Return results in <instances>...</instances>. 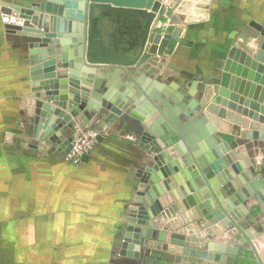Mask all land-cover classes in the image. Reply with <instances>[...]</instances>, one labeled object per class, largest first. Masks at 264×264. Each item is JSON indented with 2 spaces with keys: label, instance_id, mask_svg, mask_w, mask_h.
Wrapping results in <instances>:
<instances>
[{
  "label": "water",
  "instance_id": "obj_1",
  "mask_svg": "<svg viewBox=\"0 0 264 264\" xmlns=\"http://www.w3.org/2000/svg\"><path fill=\"white\" fill-rule=\"evenodd\" d=\"M165 1L40 0L24 6L0 2L7 32L31 40L30 49L49 54L30 69L27 109L34 117L32 136L40 140L33 147H53L66 154L80 132L93 130L101 142L105 127L123 115L143 112L145 127L140 145L154 156L151 165L137 174L136 203L130 207L133 218L128 219L120 254L140 257L141 248L151 247L219 261L233 249L231 243H245L251 249L249 256L257 264H264V235L253 240L241 227L244 215L240 217L235 197L224 192L223 186L217 193L212 192L216 202L208 200L204 186L197 182L209 185L210 191L216 184L231 185L232 176H239L244 185L248 181L245 189L250 195L258 193V188L251 186V173L247 175L235 155L239 150L246 153L245 147L236 149L234 142L222 144L216 136L226 133L227 118L240 127L253 121L264 128V20L250 22L252 36L242 46L230 49L215 79L199 86L195 78L190 87L178 93L156 79L157 70L151 69L148 61L166 53L170 40L179 38L183 24L205 22L212 0H171L169 8L163 4ZM101 10H108L102 12L106 16L125 13L156 17L138 58L122 62L110 48L105 64L95 63L94 54L105 50L97 40L96 14ZM166 11L172 13L174 31L163 35L156 28ZM183 117L188 120L186 124ZM218 118L221 127L216 125ZM245 133L243 130V136ZM89 159L86 155L83 162ZM171 176L176 186L182 188L191 182L199 190L180 200L183 208L171 199L167 179ZM198 203L203 204L196 207ZM252 205L249 210L245 207V213L251 216ZM194 208L202 213L201 220ZM221 214L222 223L211 228L213 217L220 218ZM183 218L186 224L177 226L176 220ZM230 222L241 241H230L225 234L222 226ZM250 236L259 235L251 228Z\"/></svg>",
  "mask_w": 264,
  "mask_h": 264
},
{
  "label": "crops",
  "instance_id": "obj_2",
  "mask_svg": "<svg viewBox=\"0 0 264 264\" xmlns=\"http://www.w3.org/2000/svg\"><path fill=\"white\" fill-rule=\"evenodd\" d=\"M1 1L24 6L40 0ZM170 3L163 4L169 8ZM107 11L96 14L97 40L105 50L94 54L95 63L105 64L110 48L118 60L131 62L144 52L156 17L102 15ZM171 15L164 12L157 25L163 35L173 33ZM253 20H264V0H212L206 21L183 24L179 38L171 39L166 53L152 57L148 65L157 70L159 82L178 93L195 78L204 85L215 79L230 49L252 36ZM30 43L7 32L0 5V264H114L130 207L136 203L137 174L154 156L140 145L145 115L135 111L105 127L89 161L77 167L67 164L65 154L53 147L34 148L40 140L32 136L34 117L27 109L30 69L49 54L30 49ZM221 122L218 118L216 125L221 127ZM246 124L240 127L227 118L226 133L216 138L222 144L233 140V147L245 146L255 153L263 163L264 181V128L253 121ZM255 173L250 183L258 188L252 198L256 204L249 205L264 222V186ZM193 189L189 182L176 193L185 197ZM76 257L81 259L75 262Z\"/></svg>",
  "mask_w": 264,
  "mask_h": 264
},
{
  "label": "flooded vegetation",
  "instance_id": "obj_3",
  "mask_svg": "<svg viewBox=\"0 0 264 264\" xmlns=\"http://www.w3.org/2000/svg\"><path fill=\"white\" fill-rule=\"evenodd\" d=\"M154 70V68H153ZM158 73V72H157ZM157 74L155 73V76ZM191 86V85H190ZM170 100V99H169ZM170 104H172L173 106L175 105L171 100L169 101ZM184 123L186 124L188 122V120H186L185 117H183ZM227 140V139H226ZM219 142L221 143V141L219 140ZM228 143H232L234 142L233 140L228 139L227 140ZM245 147V146H244ZM240 148V146L236 147V149ZM246 153H243V151L239 150L237 155V161L241 164L242 169L245 170L246 172H250L253 173L256 172L255 174L257 176H261L263 177V172H262V167H263V163H258V161L256 160L257 155L255 153H250L249 150L245 147L244 150ZM246 154V155H245ZM190 154H188L189 156ZM249 161H251L250 166L247 164ZM249 172L247 173V175H249ZM231 173L230 171L227 173L229 174ZM250 176V175H249ZM227 177V176H226ZM168 184L169 187L172 188L171 193V199L174 202H177V206L178 208H183V205L180 203V200H182L184 198V200L186 199L187 196H189L190 194H186V196H181L179 194H177L176 192H179L181 190V188L179 186H176L172 176L168 177ZM251 180V178H250ZM198 184H200L204 190H205V197L208 200L214 201L216 202V200L213 198V194L212 192H218L220 191L219 189H221L223 186H225V190L224 192L231 194V196H234L236 201L239 202L237 205L238 208V213L241 217V214L244 215L243 218H240V225L241 227L245 230L248 231V235L251 239H257L259 237H262L264 235V222L261 221L259 219L256 218V213L253 210L254 207L251 210V213L253 214V216H251L250 214H246L245 213V207L246 209L249 210L248 206L249 204H251L252 202H254L253 199H256L255 196H252L249 194V189H247L246 191V186L248 185V181L246 182V184L244 185L242 182V179L239 176H232V179L230 180L231 185L227 184V182L222 185L221 187H217L218 184H216V186H212V188L210 187V191H209V185H206V183L197 181ZM221 185V184H220ZM173 186V187H172ZM175 186V187H174ZM252 188H254L253 184L251 185ZM212 189V190H211ZM199 192V190H196L195 188L192 190V193L195 192ZM212 203V202H211ZM203 203H198L196 205V207L201 206ZM240 205L243 207L240 208ZM203 208H207V206L203 207ZM209 208V207H208ZM193 210H195V214L197 215V218L201 220V214L199 210H197L196 208H194ZM202 210V209H201ZM214 209L213 211L216 212ZM131 211V210H129ZM237 212V211H236ZM172 214V212H170ZM161 215V214H160ZM178 215V214H177ZM221 217L219 218L218 215H215L213 217V220L211 221V219L209 220V222L211 221V228L215 227L216 223H222V219H224V215H220ZM129 218H133V216L129 217ZM128 218V219H129ZM255 218V219H254ZM176 219V218H174ZM185 218H183L182 220H176V224L177 226L181 225V224H186V220H184ZM170 221V220H168ZM216 221V222H215ZM129 224V223H128ZM127 224V225H128ZM187 226V225H186ZM223 228H225V230L227 231L225 234L229 236V240H234V241H241L242 239L238 238V234L235 231V227L233 226V224L230 223H226L222 226ZM254 228L255 232L259 235L258 237H251L250 236V229ZM216 231H218V229H216ZM212 235V232H209ZM223 235V234H221ZM260 242V241H259ZM233 249L236 248L235 250H231L229 254H226L221 260L219 259V261H216V258L214 257L213 259H208V258H203V257H191L189 254L185 255L184 253L182 254H176V253H171L168 250H164V249H157V248H151V247H146V248H141L140 251V257H127V256H123L121 255V250L119 253V256L117 257V259L114 261V264H257V260L253 259L249 256L251 249L249 246H246L245 243L243 244H238V243H231L230 245ZM204 251V250H203ZM210 253H214L215 255H218L219 253L215 252V251H210ZM222 255V254H220ZM223 256V255H222ZM221 256V257H222Z\"/></svg>",
  "mask_w": 264,
  "mask_h": 264
},
{
  "label": "built area",
  "instance_id": "obj_4",
  "mask_svg": "<svg viewBox=\"0 0 264 264\" xmlns=\"http://www.w3.org/2000/svg\"><path fill=\"white\" fill-rule=\"evenodd\" d=\"M99 145L98 134L93 130L80 132L72 141L71 150L64 155L67 164L77 167L83 163V157L92 155Z\"/></svg>",
  "mask_w": 264,
  "mask_h": 264
},
{
  "label": "rangeland",
  "instance_id": "obj_5",
  "mask_svg": "<svg viewBox=\"0 0 264 264\" xmlns=\"http://www.w3.org/2000/svg\"><path fill=\"white\" fill-rule=\"evenodd\" d=\"M161 31V30H160ZM91 245V244H90ZM92 246H94V245H92ZM90 256H91V259H92V255L90 254ZM76 259H81V257H76V258H74V260H75V262H76Z\"/></svg>",
  "mask_w": 264,
  "mask_h": 264
},
{
  "label": "trees",
  "instance_id": "obj_6",
  "mask_svg": "<svg viewBox=\"0 0 264 264\" xmlns=\"http://www.w3.org/2000/svg\"><path fill=\"white\" fill-rule=\"evenodd\" d=\"M174 31V30H173Z\"/></svg>",
  "mask_w": 264,
  "mask_h": 264
}]
</instances>
